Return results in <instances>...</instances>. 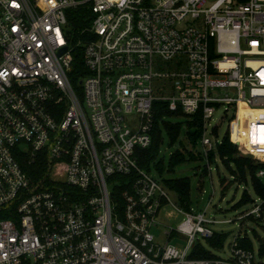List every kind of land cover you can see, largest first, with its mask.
<instances>
[{"label": "built area", "instance_id": "2783aa9c", "mask_svg": "<svg viewBox=\"0 0 264 264\" xmlns=\"http://www.w3.org/2000/svg\"><path fill=\"white\" fill-rule=\"evenodd\" d=\"M156 103L203 118L205 158L227 106L231 143L264 164V0H0V264H257L237 238L228 259L192 258L215 235L192 207L165 233L183 249L152 235L170 203L139 164Z\"/></svg>", "mask_w": 264, "mask_h": 264}, {"label": "rangeland", "instance_id": "374dc122", "mask_svg": "<svg viewBox=\"0 0 264 264\" xmlns=\"http://www.w3.org/2000/svg\"><path fill=\"white\" fill-rule=\"evenodd\" d=\"M218 94L222 97L226 95L235 97V93L230 89L220 90ZM226 109L228 107L224 106L216 112L211 122V128H209V134L212 128H218L220 143L229 130V119H225L223 116ZM228 114L230 115V113ZM181 142H184L187 149H191L183 135L172 148L169 146V139L164 136L159 158L164 160L166 167L171 154L180 149ZM195 151L204 154L200 145ZM206 162L207 159L187 162L175 169L174 173L166 172L164 175L165 178H189L191 183L190 201L194 210L193 213H206L207 220L215 221L214 224L207 226L215 233H226L228 235L225 247L221 251L209 248L207 240L201 235L197 236L198 240L215 255L222 259H228L231 255L230 247L235 238L245 237L253 246L252 254L257 258L255 259L257 264L264 263V259L257 257L259 246L264 245V201L255 195L250 182L241 184L237 176L235 180L233 179L235 167H232V171H230L229 168L223 166L219 159H216L213 165ZM205 169L207 170L206 173L204 172ZM258 177L264 179V170H259ZM160 182L168 194L170 203L160 215L158 228L152 229L151 233L156 241L162 245L168 243L183 249L188 243L189 236L176 233L171 239H168L165 233L171 228L177 229L180 227L187 219L186 212L189 211L184 210L180 205L178 196L167 189L162 181ZM245 194L249 195L255 202L237 208ZM262 209L263 211H261ZM180 210H184L183 213Z\"/></svg>", "mask_w": 264, "mask_h": 264}, {"label": "trees", "instance_id": "16d2710c", "mask_svg": "<svg viewBox=\"0 0 264 264\" xmlns=\"http://www.w3.org/2000/svg\"><path fill=\"white\" fill-rule=\"evenodd\" d=\"M88 26V21L85 19V12L79 11L74 15L71 23L74 46L82 40L81 32ZM86 76L85 65L83 60L82 48L75 50V63L73 71L70 75L71 83L79 96H81V82ZM154 126L152 130V145L146 149L139 151V164L143 170L155 174L160 179L164 186L173 191L179 198L181 207L186 210H191V183L189 178H165L166 172L174 173L175 169L185 165L187 162L206 160L209 164H214L216 159H219L223 166L229 168L235 167L233 171V179L237 178L241 184L250 182L255 195L264 201V179L258 177L259 170H264L263 163L240 156L238 149L230 141L229 133H227L221 143L218 144L215 150L211 151L207 158L202 154L196 153V148L199 146L201 139L205 133V123L203 118L198 115L190 117L185 115L181 110L173 112L165 103H156L154 105ZM184 129V131H183ZM184 136L191 149H187L184 142L180 143V149L172 153L168 161L167 167L164 160L160 159L161 146L164 141V136L169 139V146L172 148L178 142L181 136ZM213 136L218 138V128L213 130ZM206 162V163H207ZM207 165V164H206ZM25 170H30L31 167L23 165ZM206 173L207 170L205 169ZM249 195L241 199L238 207L254 203ZM263 211V209L261 210ZM228 235L226 233H215L212 238L207 239L209 248L215 251H221L225 247ZM238 248L246 252L253 253V246L245 237H238ZM257 257L264 259V245L261 244L258 248ZM192 258L194 259H214L216 255L206 249L202 244H198L193 251ZM259 264H264L260 262Z\"/></svg>", "mask_w": 264, "mask_h": 264}, {"label": "bare ground", "instance_id": "6f19581e", "mask_svg": "<svg viewBox=\"0 0 264 264\" xmlns=\"http://www.w3.org/2000/svg\"><path fill=\"white\" fill-rule=\"evenodd\" d=\"M234 139H235V140H238V141H240V140H241V138H240V136H239V134H238V132H237V129H236V128L234 129Z\"/></svg>", "mask_w": 264, "mask_h": 264}]
</instances>
